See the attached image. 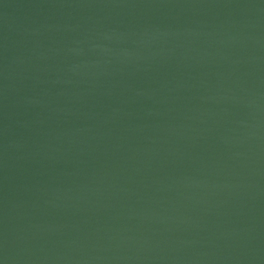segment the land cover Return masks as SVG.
I'll use <instances>...</instances> for the list:
<instances>
[{
	"label": "water",
	"instance_id": "water-1",
	"mask_svg": "<svg viewBox=\"0 0 264 264\" xmlns=\"http://www.w3.org/2000/svg\"><path fill=\"white\" fill-rule=\"evenodd\" d=\"M0 264H264V0H0Z\"/></svg>",
	"mask_w": 264,
	"mask_h": 264
}]
</instances>
